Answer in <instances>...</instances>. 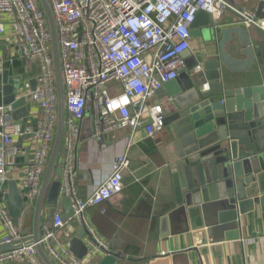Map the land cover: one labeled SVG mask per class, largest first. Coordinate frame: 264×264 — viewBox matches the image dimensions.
Listing matches in <instances>:
<instances>
[{"label": "built area", "instance_id": "1", "mask_svg": "<svg viewBox=\"0 0 264 264\" xmlns=\"http://www.w3.org/2000/svg\"><path fill=\"white\" fill-rule=\"evenodd\" d=\"M264 1V0H263ZM54 15L59 44L65 93V132L62 145L65 164L60 192L71 199L72 215L84 231L87 253L77 260L57 237L63 227L58 214L52 227L41 225L38 243L55 264H91L94 256H105L112 249L96 231L87 210L121 193L122 175L129 161L117 156L111 173L86 198L79 197L75 186L77 146L81 120L89 112L94 123L93 137H103L119 128H128L130 139L139 128L153 136L164 126V107L153 101L156 90L185 66L183 53L189 49L191 24L199 11L206 12L213 24L230 11L236 24L264 31V16L258 17L245 7H235L225 0H49ZM264 9V6H263ZM15 12L12 24L21 55L38 59L40 73L33 90L25 82L22 93L41 110L36 125L21 127L12 116V104L0 105V183L5 181V167L14 164L17 148L14 140L27 137L33 157L26 171L18 177L24 193L23 207L33 202L53 143L57 121V95L51 53L50 34L44 12L37 0H0L1 16ZM113 137V136H112ZM12 158L8 159V155ZM7 234L0 244L15 247L0 252V264H43L35 244L19 233L5 209L0 211Z\"/></svg>", "mask_w": 264, "mask_h": 264}, {"label": "water", "instance_id": "2", "mask_svg": "<svg viewBox=\"0 0 264 264\" xmlns=\"http://www.w3.org/2000/svg\"><path fill=\"white\" fill-rule=\"evenodd\" d=\"M44 12L50 34L51 53L57 95V121L53 143L38 186L31 217V232L23 230L24 239L35 244L43 264H55L40 243L41 215L47 218L58 214L62 221L72 213L71 199L62 196L61 176L65 164L62 145L65 132V93L59 44L54 15L49 0H37ZM264 1L259 4L258 17L264 16ZM233 35L237 38L233 40ZM200 36L207 49L217 46L213 59H187L178 76L156 90L166 95L168 106L164 125L171 124L177 139L173 142L178 161L172 173L168 212L161 218L162 226L170 224L167 234L186 233L189 230L202 236L203 250L216 248L217 243L239 238L238 217L252 211L258 203L264 219V58L262 46L254 43L241 25L217 29L210 16L199 11L191 24L190 37ZM220 36V39H218ZM262 51V52H261ZM186 52V51H185ZM189 54V52H188ZM253 70H252V69ZM227 70L230 75L224 71ZM248 71V72H247ZM247 72V73H245ZM238 78L236 75H243ZM237 81L248 86L225 87ZM260 82V83H258ZM36 80L30 84L33 90ZM18 83L9 79L6 71L0 73V105L12 104V116H20L19 124H26L30 93L21 94ZM255 93V106L244 98ZM18 96V97H17ZM117 196V195H116ZM24 193L16 181L8 183L3 199L15 226L23 216ZM111 199V198H110ZM58 203L63 212L57 213ZM223 229H232L223 233ZM84 231L65 243V248L77 259L87 253ZM15 247L13 243L0 244L2 249ZM119 252L94 256L96 264H114Z\"/></svg>", "mask_w": 264, "mask_h": 264}, {"label": "crops", "instance_id": "3", "mask_svg": "<svg viewBox=\"0 0 264 264\" xmlns=\"http://www.w3.org/2000/svg\"><path fill=\"white\" fill-rule=\"evenodd\" d=\"M225 1L235 7L248 8L255 15L261 10L259 4L262 0ZM15 16L14 11L1 16L4 32L0 33V73L6 71L8 78L15 80L21 91L25 82L32 84L37 79L40 63L38 59L25 58L21 55L12 26ZM233 25L239 24L235 23L234 14L227 11L217 22V29ZM245 30L254 43L262 46L263 52H261L264 58V31L256 27ZM233 40H237L234 35ZM206 46L200 36H193L189 39V49L184 53L187 54V59L191 57L199 61L213 59L218 51L217 46L211 44L208 49ZM224 72L230 75L227 70ZM245 73L236 76L245 78ZM248 85L247 82L237 81L232 85L225 84V87ZM18 95L21 96L23 93ZM254 95L255 93L252 92L244 98L250 106L256 105ZM155 99L162 103L166 114L168 97L161 94L156 95ZM27 104L29 110L26 125H36L40 120L41 110L31 99L25 102V105ZM16 117L14 120L20 122V116ZM93 133L94 123L88 112L81 120L77 146L75 186L80 198L86 199L111 173L112 163L117 156L125 154L129 161L123 171L121 193L87 210L97 233L109 243L112 252L120 253L114 264H264V219L258 203L252 211L239 215V238L219 242L217 243L219 246L213 250L209 249V244L206 245L207 250H203L204 246L199 244L202 236L190 230L186 233L164 236L165 228L170 230V224L167 223L166 227L162 226L160 218L168 212L167 202H171L169 201L171 194L166 188L171 185L173 169L178 161L173 146L177 136L171 124L164 125L151 137L146 136L141 128L135 131L131 139L130 131L126 127L107 134L102 141L94 139ZM14 145L17 148L14 153L15 163L5 167V181L0 183V211L1 209L7 211L3 197L8 191V183L14 180L19 184L18 177L26 171L33 157V147L27 137L16 138ZM11 158L12 154H9L8 159ZM33 203L34 200L30 206L23 207L20 225L16 226L23 236L26 235L23 233L25 228L29 229L28 233L31 232ZM56 211L60 214L63 212L59 203ZM65 221L63 227L56 231L58 239L63 244L79 230L74 219ZM52 223L53 218H47L43 211L41 224L52 227ZM230 230L232 229H223L222 232L225 234ZM6 234L7 230L0 215V241ZM2 251L6 250L2 249ZM39 260L42 263L40 258ZM5 264L20 263L9 261ZM91 264L96 263L92 260Z\"/></svg>", "mask_w": 264, "mask_h": 264}, {"label": "rangeland", "instance_id": "4", "mask_svg": "<svg viewBox=\"0 0 264 264\" xmlns=\"http://www.w3.org/2000/svg\"><path fill=\"white\" fill-rule=\"evenodd\" d=\"M161 95V94H160ZM153 101H155V102H158L159 100L158 99H155V97L153 98Z\"/></svg>", "mask_w": 264, "mask_h": 264}]
</instances>
